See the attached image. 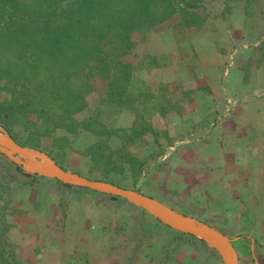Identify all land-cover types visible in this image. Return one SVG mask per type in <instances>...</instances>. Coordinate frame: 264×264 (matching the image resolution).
Wrapping results in <instances>:
<instances>
[{
  "label": "rangeland",
  "instance_id": "obj_1",
  "mask_svg": "<svg viewBox=\"0 0 264 264\" xmlns=\"http://www.w3.org/2000/svg\"><path fill=\"white\" fill-rule=\"evenodd\" d=\"M203 2L207 17L196 31L181 27L180 18L173 16L134 33L135 47L125 60L135 65L136 90L161 92L177 105L166 118L154 113L151 120L156 131L145 135V144L130 147L139 158L155 152L157 159L142 173L126 171L112 177L116 184L151 196L232 238L239 264H264V142L228 141L225 125L222 133L210 131L220 119L227 120L226 106L241 81L255 82L253 86L264 91V0ZM91 84L87 106L74 118L82 121L95 112L97 121L108 128L131 127V112L116 114L114 107L98 108L104 81L94 77ZM185 90L190 93L184 94ZM1 99L8 101L9 95L1 92ZM95 139L88 131L69 134L70 147L55 152L56 159L66 170L94 179L102 168L94 165L86 148ZM120 143L119 137H109L111 148ZM51 147L45 142L39 150L48 154ZM248 153L260 155L255 160L261 170L255 175L244 168ZM7 169L9 178L19 183L34 181L30 186L19 185L12 196L14 206L20 194L37 187L40 191L32 197L58 198L60 213L49 225L39 221L47 218L41 212L44 200L32 203L34 222L26 233L30 239L36 235L32 243H37V252L41 248L63 250L62 264H224L204 239L164 225L130 201L95 195L39 175L34 178L35 174L11 163ZM20 212L7 217L13 225L9 239L16 256L25 247L13 224L14 220L18 223ZM168 243L171 254L165 262Z\"/></svg>",
  "mask_w": 264,
  "mask_h": 264
},
{
  "label": "trees",
  "instance_id": "obj_2",
  "mask_svg": "<svg viewBox=\"0 0 264 264\" xmlns=\"http://www.w3.org/2000/svg\"><path fill=\"white\" fill-rule=\"evenodd\" d=\"M204 11L203 0H0V125L23 146L41 149L45 142L52 144L48 155L59 165L55 152L70 147L68 135L91 132L96 139L86 152L102 168L94 179L115 183L112 174L142 173L159 154L139 158L130 147L145 144V135L156 131L151 116L157 113L166 118L177 102L148 88L136 90L135 65L125 60L134 50V33L173 16L180 18L177 24L181 27L196 31L205 23ZM94 77L104 81L98 108L114 107L116 114L131 112V127L108 128L97 121L95 112L82 121L74 118L87 106ZM1 92L9 95L8 101L1 99ZM111 136L120 138L116 149L109 144ZM2 156L0 264H24L9 239L13 225L7 217L20 212L12 199L19 185L30 186L34 181L19 183L9 178V163L20 167ZM170 254L168 243L165 262Z\"/></svg>",
  "mask_w": 264,
  "mask_h": 264
},
{
  "label": "water",
  "instance_id": "obj_3",
  "mask_svg": "<svg viewBox=\"0 0 264 264\" xmlns=\"http://www.w3.org/2000/svg\"><path fill=\"white\" fill-rule=\"evenodd\" d=\"M0 153L26 172L55 179L66 185L83 187L130 201L143 208L164 225L178 232L204 239L217 251L224 264H239L233 239L208 223L181 213L137 190L66 170L44 151L19 144L1 125Z\"/></svg>",
  "mask_w": 264,
  "mask_h": 264
},
{
  "label": "crops",
  "instance_id": "obj_4",
  "mask_svg": "<svg viewBox=\"0 0 264 264\" xmlns=\"http://www.w3.org/2000/svg\"><path fill=\"white\" fill-rule=\"evenodd\" d=\"M237 74L240 77L242 76V74L238 72ZM255 84V82H240L238 87H236L234 90V96L232 97L233 101L230 99L228 101V105L226 106L228 115V118H226L227 120L220 119L216 122V124L210 127V131L222 133V129H224L223 126L225 125L227 129L225 131L226 136L224 138H226L228 141L239 140L246 143L252 142V144L264 142V91L257 89L258 86H253ZM239 129L241 132H237ZM249 129H252L251 133H247ZM254 146L256 147L257 145ZM257 152H259V154L262 153L261 149H259ZM256 156V153L253 155L248 153V161L244 163V168L251 175H255L261 170L260 164H258V162L255 160L260 155L257 157ZM37 188L38 190L35 191H32L31 189L25 191L26 193H24V195L20 194V196L15 199V207L21 210V216L19 215L18 223L16 220H14L13 224L14 228H18L17 234L21 233V236L16 234L19 237V242L25 245V247H22V252L17 254V257L21 262L27 264H62V255L64 254H62L63 250L50 251L48 248H41L39 252H37V245H35L37 243H32L34 242V239H36V235L34 234L33 236H30V239L28 237V233H26V231L30 230L29 227L32 226L34 222L32 220L34 216H30V214L34 213L35 207H33L32 203L44 200V203L41 207V212L49 219L45 217L46 219L39 221L46 225L50 224V220L53 216L57 217L60 213L57 197L50 195L49 197L48 195H42L44 197L41 195H39L41 197L31 196L32 193H38L40 191V188ZM38 224L41 223L38 222ZM23 233L25 236L24 239L22 238ZM64 250H66V248H64Z\"/></svg>",
  "mask_w": 264,
  "mask_h": 264
}]
</instances>
